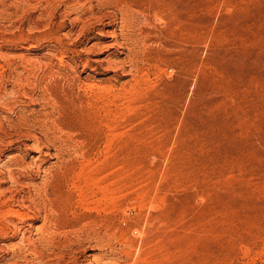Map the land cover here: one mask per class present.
I'll return each mask as SVG.
<instances>
[{"label": "rangeland", "instance_id": "374dc122", "mask_svg": "<svg viewBox=\"0 0 264 264\" xmlns=\"http://www.w3.org/2000/svg\"><path fill=\"white\" fill-rule=\"evenodd\" d=\"M0 264H264V0H0Z\"/></svg>", "mask_w": 264, "mask_h": 264}, {"label": "bare ground", "instance_id": "6f19581e", "mask_svg": "<svg viewBox=\"0 0 264 264\" xmlns=\"http://www.w3.org/2000/svg\"><path fill=\"white\" fill-rule=\"evenodd\" d=\"M113 35V34H112ZM137 40V39H136ZM110 45V44H109ZM116 46V45H115ZM138 50V49H137ZM108 59V58H107ZM102 60V59H101ZM107 61V60H106ZM109 61V60H108ZM99 62V61H98ZM116 62V61H115ZM114 63V62H113ZM109 64V63H108ZM110 64H111V62H110ZM123 64V63H122ZM114 65V64H113ZM108 66H110V65H108ZM120 67V66H119ZM123 69V68H122ZM40 155V154H39Z\"/></svg>", "mask_w": 264, "mask_h": 264}]
</instances>
